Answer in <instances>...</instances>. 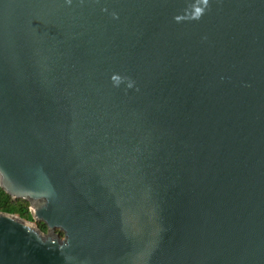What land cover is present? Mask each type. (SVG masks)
I'll return each instance as SVG.
<instances>
[{
  "label": "water",
  "instance_id": "water-1",
  "mask_svg": "<svg viewBox=\"0 0 264 264\" xmlns=\"http://www.w3.org/2000/svg\"><path fill=\"white\" fill-rule=\"evenodd\" d=\"M0 186V264H264V0H0Z\"/></svg>",
  "mask_w": 264,
  "mask_h": 264
},
{
  "label": "trees",
  "instance_id": "trees-1",
  "mask_svg": "<svg viewBox=\"0 0 264 264\" xmlns=\"http://www.w3.org/2000/svg\"><path fill=\"white\" fill-rule=\"evenodd\" d=\"M29 201L22 198H12L4 189L0 186V211L13 213L19 215L21 218L32 221L33 217L29 209ZM38 227L45 232L46 225L44 222H37ZM60 236H63V232L58 230Z\"/></svg>",
  "mask_w": 264,
  "mask_h": 264
},
{
  "label": "rangeland",
  "instance_id": "rangeland-1",
  "mask_svg": "<svg viewBox=\"0 0 264 264\" xmlns=\"http://www.w3.org/2000/svg\"><path fill=\"white\" fill-rule=\"evenodd\" d=\"M23 199V198H22ZM26 200V199H25ZM28 201V200H27ZM30 203V202H29ZM29 208H30V206H29ZM37 222H40V220H32V221H30V223L32 224V225H36L37 227H38V223ZM42 222V221H41ZM58 230L59 229H56V232H58ZM45 232H46V230H45ZM59 233V232H58ZM60 235V234H59Z\"/></svg>",
  "mask_w": 264,
  "mask_h": 264
},
{
  "label": "clouds",
  "instance_id": "clouds-1",
  "mask_svg": "<svg viewBox=\"0 0 264 264\" xmlns=\"http://www.w3.org/2000/svg\"><path fill=\"white\" fill-rule=\"evenodd\" d=\"M198 12L200 11L199 9L197 10ZM114 79H117L116 77H114Z\"/></svg>",
  "mask_w": 264,
  "mask_h": 264
},
{
  "label": "flooded vegetation",
  "instance_id": "flooded-vegetation-1",
  "mask_svg": "<svg viewBox=\"0 0 264 264\" xmlns=\"http://www.w3.org/2000/svg\"><path fill=\"white\" fill-rule=\"evenodd\" d=\"M47 230V229H46Z\"/></svg>",
  "mask_w": 264,
  "mask_h": 264
}]
</instances>
